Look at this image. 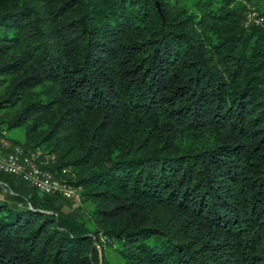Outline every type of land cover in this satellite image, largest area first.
<instances>
[{
	"label": "trees",
	"instance_id": "obj_1",
	"mask_svg": "<svg viewBox=\"0 0 264 264\" xmlns=\"http://www.w3.org/2000/svg\"><path fill=\"white\" fill-rule=\"evenodd\" d=\"M248 3L264 16V0H0V127L91 206L78 220L0 172V264H264Z\"/></svg>",
	"mask_w": 264,
	"mask_h": 264
},
{
	"label": "built area",
	"instance_id": "obj_2",
	"mask_svg": "<svg viewBox=\"0 0 264 264\" xmlns=\"http://www.w3.org/2000/svg\"><path fill=\"white\" fill-rule=\"evenodd\" d=\"M250 20L255 24H264V16L254 13ZM55 156L41 149L25 152L19 143L9 144L0 128V172H4L27 182L42 193L57 194L71 202H79V186L56 176L48 165L54 162ZM61 169V174L67 173Z\"/></svg>",
	"mask_w": 264,
	"mask_h": 264
},
{
	"label": "rangeland",
	"instance_id": "obj_3",
	"mask_svg": "<svg viewBox=\"0 0 264 264\" xmlns=\"http://www.w3.org/2000/svg\"><path fill=\"white\" fill-rule=\"evenodd\" d=\"M183 2L186 5H191L193 0H183ZM254 13L257 16H260V12L258 10V4L256 3H248L247 4V10L245 11V18L244 23L246 25L253 23L252 20H250V16ZM1 130L4 132V137L8 140L9 144L13 143H24V129L23 127H11L6 128V126L1 125ZM66 179H72L74 178V173L70 169H68L67 174L65 176ZM81 189L78 190V194H80ZM79 202H71V201H61V210H63L64 213L69 214L73 218H76L78 220H85L87 218L86 215V208H90L89 203H84L81 196H79ZM60 201V200H59ZM107 257L109 259H113L115 257V254L107 250Z\"/></svg>",
	"mask_w": 264,
	"mask_h": 264
}]
</instances>
